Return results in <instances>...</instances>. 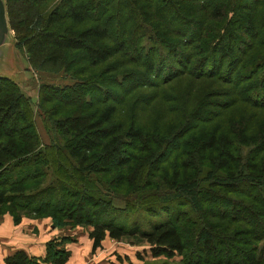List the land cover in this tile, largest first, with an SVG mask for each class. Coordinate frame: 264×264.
<instances>
[{
  "label": "trees",
  "instance_id": "obj_1",
  "mask_svg": "<svg viewBox=\"0 0 264 264\" xmlns=\"http://www.w3.org/2000/svg\"><path fill=\"white\" fill-rule=\"evenodd\" d=\"M156 1L159 6L157 9L172 13L168 18L172 23L177 22L179 26L193 24L197 27V33L193 35L195 40L190 39L191 42L188 41L190 43L182 42L186 45V51L189 49L192 51L189 56L184 53V48L183 51L176 52L179 51L178 48L169 39L174 30L165 20L167 26L161 20L155 29H149L152 26L151 10L155 0H121L124 4L130 3L129 8L137 6L136 19L138 16L139 18L131 26V34L137 32L138 27L144 26L143 30L148 33L147 35L152 31L157 39L167 44L172 56L178 60L185 57V61L180 63H184L186 71L194 73L212 61L210 65L212 74H220L234 52L235 45L232 47L228 45V42L232 44L234 41V29L229 31L223 27L220 30L215 28L213 31L209 24H202L195 17L192 21L187 20L188 16H193V13L197 12L193 11L194 4L189 0ZM14 2L16 1L7 0L11 28L15 31L14 46L24 48L30 63L41 70L65 71L72 77L83 80L82 75H85L88 69L112 62L128 46L126 39L115 42L106 25L108 19L105 17L106 9L101 8L98 12L92 13L90 0H87V3L81 0H47L45 4L40 2L35 18L33 17V21L36 19L38 30L28 39H23L20 22L15 16ZM173 4L177 5V8H174ZM230 5V0H213L210 16L219 23L228 22L231 25L230 16L235 12H239L240 15L245 13V23L240 28L249 37L256 38L259 35V26L255 8L242 4L233 10ZM181 33L177 31L175 35L182 36ZM136 50L137 62L145 59L143 71L147 76H151L156 68L157 53L150 51L145 54L142 48ZM248 50L250 51V48ZM254 50L264 52V39ZM256 55L255 53L252 55L253 60L256 58L259 60L252 64H243L245 65L243 75L240 74L233 81L234 86L246 80L245 85L238 86L246 88L245 95L250 94L264 80V55L263 53ZM217 56L220 58L215 62ZM249 57L251 58L250 55ZM232 68L228 66L226 70L231 71ZM97 79L93 76L84 82L85 85L83 83L65 87L47 85L43 88L39 107L47 113H50L46 108L49 98L43 94H47L48 91L53 92L54 96L55 93L80 94V88L97 84L105 96L102 103H99L100 106L86 98V106L90 108L74 116L72 114L76 110L70 111L65 117H60L55 128L51 126L52 133L55 129L60 132L54 133L55 143L46 144L41 143L33 112L17 82L11 77H0V216L9 214L16 224H20L25 218H51L54 220L55 228L69 224L72 227L89 229L93 251L101 247L108 237L118 241L139 238L149 243L154 256L179 257L181 264H264V229L257 237L256 231L251 228L249 238L240 241L244 252L249 255L247 261L239 263L230 259L215 260L216 256L222 254V248L214 232L230 237L237 236L243 229H236L232 223L238 222L236 216L233 215L235 221L231 218L232 222L225 226L214 222L205 224L202 219L197 221L190 216L188 218L190 222L198 223V228L191 229V226L186 228L182 218L170 206H163V210L160 211L161 208L155 210L147 207L146 202L143 203L149 195L155 196L157 202H162L161 205L184 198L189 201L193 210L204 216L209 212L202 201V189L206 185L214 182L231 189L238 183H245L253 190V197L256 200L254 204L260 203L264 208V160L260 159L261 154L264 156V135L255 143V154L243 156L242 149L251 143L249 133L243 125L234 127V131L227 133L212 132L205 139H198L197 144L190 146L192 143H189L188 158H181L179 163L174 161L164 168L157 167V173L152 175L151 179H147L149 167L154 165L167 140H163V144L160 136L154 131H149L134 122L124 123L116 120L119 104L111 101L108 96L109 90L103 89L101 86L104 83H99ZM112 85L116 86L117 80ZM245 95L244 99L247 98ZM115 98L118 99L117 96ZM13 116H17L25 126L7 127L8 120ZM61 129L65 131L61 133ZM67 134L68 137L65 138ZM75 135L76 140L71 143L70 140ZM132 142H138L141 146L134 154L125 151V146ZM63 155L68 158L67 166H59L56 159V157L63 159ZM29 161L36 166L33 172H26L14 178L9 176L13 169H19L24 162ZM72 176L76 178L85 176L88 183L82 179L78 189L67 190L58 203H53L56 197L54 194L66 189V182L72 179ZM91 178L101 180L108 190L114 193V197L129 188L136 189L139 194L133 198H125L126 204L120 207L113 203L110 195L95 190L91 186ZM152 185L156 186L154 190L149 189ZM42 199L44 203L41 204L39 200ZM86 203L90 205L88 213L85 212ZM68 204L71 207H67ZM254 204L250 206L259 214ZM135 208L139 210L144 208L154 219L156 217L164 219L154 220L151 228L142 229L139 225L129 222L128 213ZM234 208L233 213H236L238 207ZM96 211L102 218H97ZM246 211H249L248 208ZM248 213L252 214L251 211ZM223 218L224 214L221 219ZM186 222L190 223L189 220ZM237 240L236 237L235 241ZM69 241L70 238H63L49 242L44 258L29 257L21 251L7 257L5 264H66L71 254L63 246ZM247 248L255 255L248 254ZM198 249L204 259L199 257L194 259L193 250ZM231 249L237 250L232 247Z\"/></svg>",
  "mask_w": 264,
  "mask_h": 264
},
{
  "label": "rangeland",
  "instance_id": "obj_2",
  "mask_svg": "<svg viewBox=\"0 0 264 264\" xmlns=\"http://www.w3.org/2000/svg\"><path fill=\"white\" fill-rule=\"evenodd\" d=\"M15 1L13 6L16 12V19L20 22L19 24L22 30L21 37L23 39H28L38 30L36 19L33 21V17L39 9L38 4L40 2L45 4L47 0ZM90 1H92L90 4L92 13L98 12L101 8L106 9L105 17H108L106 25L109 27L111 36L115 42H121L126 39L128 46L126 50L117 55L112 62L88 69L85 75H82L83 80H78V78L72 77V75H69L65 71L50 72L34 67L30 63L26 50L14 46L12 35L9 37L7 44L3 47L4 55L6 54L7 56L5 61L3 60L0 63V74L13 78L25 95L26 101L33 112V117L41 136V143H55L56 137L54 133L60 132L55 129V132L52 133L51 126L55 128L57 120L62 116L65 117L70 111H78H74L73 114L71 113L72 116H74L79 114L80 111L90 108L86 106V98L93 100L95 104L100 106L99 103H102V99L105 97L101 93L102 89L99 88L97 84H91L85 86V88H80V94L79 92H72L70 94L55 93L54 96L53 92L48 91L47 94H43L44 97L47 95L49 98L46 102V108L50 113H47L39 107L43 88L47 85H57L61 87L76 85L78 83H83V85H85L84 82H86V80H90L95 76V78H98L97 80H99V83H104V85L107 83L105 86L102 84L100 85H102L101 87L103 89L109 90L108 96L111 101L119 104L116 120L124 123L134 122L136 125H140L149 131L157 133L162 143L163 140H167L166 143L168 144L163 143L162 152L157 156L154 165L149 167L147 179H151L150 177L157 173V167L160 166L164 168L167 167L169 163L174 161L179 163L181 158H188L189 147L197 144L196 141L198 139H205L212 132L227 133L234 131V127L236 128L241 125L247 129L251 142L246 144L242 149L243 156L250 153L251 155L255 154V143L264 135V106H262L264 104V94H262L264 93V80L261 81L255 90L247 95L244 94L247 93L246 88H238L240 85H245L246 80H244V83L240 85L237 83L234 84V86L233 81L242 74L246 64H252L259 60L258 58L253 60L252 55L254 53L257 55L263 53L264 55V52L254 50L259 46V42L264 39V0H230V6L233 10L237 9V7H240L242 4L255 8L257 25L259 26V35L256 38L249 37L243 32L242 28H240L245 23V13L240 15L239 12H235L233 16H230L232 17L230 20L231 25L228 22L219 23L210 16V8L213 0H189V2L194 4L193 11L197 12L193 13V16H188L187 20L192 21L195 17L200 23H204L205 25L209 24V27L213 31H215V28L220 30L223 27H226L229 31L230 29H234V41L232 44L228 42L229 47H232L233 44L235 45L234 52L231 54L230 62L228 61L226 63L224 70H222L220 74H212L213 72L210 67L212 61L211 63H206L201 70L194 71V73L190 70L186 71L184 63H180V61H185V57L183 60L181 58L178 60L176 57L172 56L171 50H168L167 44L157 39L152 34V31H149L150 35H147L148 33L143 30L144 26L138 27V31L131 34V26H133L139 18L138 16L136 19L137 6L129 8L130 3L129 5L124 4L121 0ZM81 2L87 3V0H81ZM152 7V19L150 21L152 22L150 23L152 26L148 28L151 30L155 29L156 25L161 20L166 26L168 23L174 30L169 36V39L173 41L178 48L179 51L176 52L183 51V48L184 50L187 49L185 48L186 45L183 43L188 41L191 42L192 39L195 40L193 35L197 33V27L193 26V24H191V26L190 24L179 26L177 22L172 23L168 20L169 16H172V13L157 9L159 6L156 0L154 5L152 4ZM173 7L177 8V5L173 4ZM29 24L31 25L29 26ZM12 30L15 35L14 29ZM177 31L182 32V36L175 35ZM224 42L226 43V41ZM216 46H218V44ZM138 48L144 49L145 54L150 51H155L157 53V55H155L156 68L151 76H147L143 71L146 60L144 59V61H140V63L137 62L136 49ZM240 48L243 49L242 51L245 50L247 52L243 53ZM249 48L250 51L248 50ZM189 50L184 51L187 56L192 52ZM219 58L220 56H217L215 62L219 61ZM240 64L241 66H239ZM228 66L233 67L231 71L226 70ZM115 80H117L116 86L112 85V83H115ZM243 95L247 98L244 99ZM115 96H117L118 99H116ZM77 107H79V110H77ZM23 126H25L24 123L19 120L17 116H13L7 122V127L9 128ZM62 131H65V129H61V133H63ZM66 137H68V134L65 135V138ZM76 137L77 135L70 140L71 143L76 140ZM60 143L62 142L60 141ZM189 143L192 144L189 146ZM139 147L141 146L138 142H132L125 146V151L134 154ZM56 159L59 166H67V163L69 164L68 158L64 155L63 159L58 157H56ZM260 159L264 160L263 154L260 155ZM130 164L133 165L132 162ZM35 167V164L31 161L24 162L19 169L17 167V169L15 168L16 170L13 169L12 174L9 176L14 178L26 172L31 173L35 170ZM159 174H161V172H159ZM49 178L51 179V177ZM82 179L88 183V179L85 176H78V178L72 176V179H68L66 182V189L59 190L54 194V197L55 195L56 197L53 203H58L59 199L63 198V193L65 194L67 190L78 189ZM91 180V186L95 190L110 195L109 198L112 199L113 203L120 207H124L126 204L125 198H133L139 194L136 189L129 188L125 192H119L121 195L114 197V193L108 190L107 186L104 185L101 180L92 178ZM155 187V185H152L149 189L154 190ZM40 201L41 204L44 203V199L39 200V202ZM202 201L206 210L209 211L208 214L206 212L204 216L193 210L189 201L184 198L161 205L162 202H157L155 196L150 197L149 195L143 203L145 204L146 202L145 205L147 207L155 208V210L161 208L160 211L163 210V206H170L172 210L182 218V222H184L186 228L191 226V229L198 228V223L190 222V219H188L190 216L197 221L202 219V222H205V224L214 222L222 224L223 226L231 223L232 220L235 221L233 215L236 216V221L238 222L232 223L236 229H243L237 236L230 237V235L227 234L220 235L214 232L217 242L222 248V254L220 253L219 256H216L215 260L219 258L221 260L230 259L232 262L238 261L239 263L247 261L249 255L244 252L245 249L240 241L249 238L248 233H250L251 228L256 231L257 237L261 234V230L264 229V227H262L264 226V208L261 207L260 203L254 204L256 200L253 197L251 186L245 183H238L235 187L229 189L211 182L202 189ZM252 204L258 208L261 214L255 213V208L250 206ZM67 207L71 206L68 204ZM89 207V203H86V213L89 212ZM234 207H238L236 213H233L235 211ZM246 208H248L249 211H246ZM250 211L252 214L248 213ZM130 212V214L128 213V217L130 218L129 222L139 225L142 229L151 228L154 220L164 219L163 217H156L154 219L153 216L145 212L144 208H141V210L135 208L134 211ZM96 213L97 218H102V216H99L100 214L98 211H96ZM187 213L188 215H186ZM222 214H224L225 217L223 220L221 219ZM46 219L51 220L52 224H54V220L51 218H41L39 220ZM187 220H189L190 223L186 222ZM130 223L127 224L130 225ZM68 227L72 226L66 224L56 228ZM236 237L238 238L237 241H235ZM125 240L129 242L132 241L134 244L141 241L139 238H127ZM231 247L237 250L234 251ZM247 252H249L248 248ZM248 254L251 256L255 255V253L251 252ZM192 255L194 259L197 257L204 259L199 249L193 250Z\"/></svg>",
  "mask_w": 264,
  "mask_h": 264
},
{
  "label": "crops",
  "instance_id": "obj_3",
  "mask_svg": "<svg viewBox=\"0 0 264 264\" xmlns=\"http://www.w3.org/2000/svg\"><path fill=\"white\" fill-rule=\"evenodd\" d=\"M89 229L83 227L55 228L51 220L25 218L16 224L9 214L0 216V264L17 252L29 257L44 258L47 244L70 238L63 248L71 256L66 264H181L179 257L154 256L149 243H133L106 238L102 246L93 251ZM127 239V238H126Z\"/></svg>",
  "mask_w": 264,
  "mask_h": 264
},
{
  "label": "water",
  "instance_id": "obj_4",
  "mask_svg": "<svg viewBox=\"0 0 264 264\" xmlns=\"http://www.w3.org/2000/svg\"><path fill=\"white\" fill-rule=\"evenodd\" d=\"M12 35L14 41V34L11 28L8 11H7V0H0V63L6 59L4 55L3 47L7 44L9 37ZM0 77H9L0 74Z\"/></svg>",
  "mask_w": 264,
  "mask_h": 264
}]
</instances>
